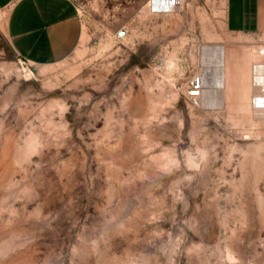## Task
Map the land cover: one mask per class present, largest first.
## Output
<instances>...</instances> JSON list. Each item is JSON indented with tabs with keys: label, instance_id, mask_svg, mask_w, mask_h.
<instances>
[{
	"label": "rangeland",
	"instance_id": "1",
	"mask_svg": "<svg viewBox=\"0 0 264 264\" xmlns=\"http://www.w3.org/2000/svg\"><path fill=\"white\" fill-rule=\"evenodd\" d=\"M151 1L71 0L81 44L39 70L0 11V264H264V35Z\"/></svg>",
	"mask_w": 264,
	"mask_h": 264
},
{
	"label": "crops",
	"instance_id": "2",
	"mask_svg": "<svg viewBox=\"0 0 264 264\" xmlns=\"http://www.w3.org/2000/svg\"><path fill=\"white\" fill-rule=\"evenodd\" d=\"M224 1L229 33L264 35V0ZM1 10H9L7 31L13 49L37 70L67 60L81 44L83 24L71 0H0ZM223 51V65L217 64L223 74L216 79L221 87L226 71Z\"/></svg>",
	"mask_w": 264,
	"mask_h": 264
},
{
	"label": "bare ground",
	"instance_id": "3",
	"mask_svg": "<svg viewBox=\"0 0 264 264\" xmlns=\"http://www.w3.org/2000/svg\"><path fill=\"white\" fill-rule=\"evenodd\" d=\"M150 8H155L158 10H173L175 8H171V6H167V7H163L162 3L158 0L155 1H151L150 2ZM169 13V12H168ZM223 58H224V51L223 49H220L219 54L217 55V64L219 67H221L223 65ZM225 60V59H224ZM225 62V61H224ZM256 71V73L253 75L252 79L254 81V78L260 82L264 88V64H256V66H254L253 68V72ZM216 80V79H215ZM206 81V78H205ZM224 81V80H223ZM215 83V85L221 87L223 85L222 81H218L217 80L214 82V80L212 82H210V85H213ZM217 98V91H215L214 89L210 90V91H206L205 90V85H204V89H203V101L204 104L208 105V106H213L215 104V102ZM263 100V103L260 102V100ZM256 103H258V105L260 107H264V94H260L259 96L257 95L256 97Z\"/></svg>",
	"mask_w": 264,
	"mask_h": 264
},
{
	"label": "built area",
	"instance_id": "4",
	"mask_svg": "<svg viewBox=\"0 0 264 264\" xmlns=\"http://www.w3.org/2000/svg\"><path fill=\"white\" fill-rule=\"evenodd\" d=\"M162 3L163 7L171 6V8H177L182 6L185 0H158ZM259 55L264 57V47L259 50ZM22 64L27 66V70H31L30 64L21 58ZM256 66V65H255ZM205 85V79L202 75L195 74L190 78L188 88L186 91V97L192 104L199 105L203 99V89Z\"/></svg>",
	"mask_w": 264,
	"mask_h": 264
},
{
	"label": "water",
	"instance_id": "5",
	"mask_svg": "<svg viewBox=\"0 0 264 264\" xmlns=\"http://www.w3.org/2000/svg\"><path fill=\"white\" fill-rule=\"evenodd\" d=\"M125 33H126L125 31H121L120 32V37H123L125 35Z\"/></svg>",
	"mask_w": 264,
	"mask_h": 264
}]
</instances>
